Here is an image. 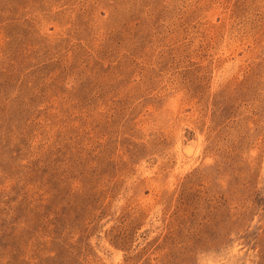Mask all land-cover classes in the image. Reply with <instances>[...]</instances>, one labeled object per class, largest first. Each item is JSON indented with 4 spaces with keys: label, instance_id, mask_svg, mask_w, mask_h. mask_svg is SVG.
Listing matches in <instances>:
<instances>
[{
    "label": "rangeland",
    "instance_id": "1",
    "mask_svg": "<svg viewBox=\"0 0 264 264\" xmlns=\"http://www.w3.org/2000/svg\"><path fill=\"white\" fill-rule=\"evenodd\" d=\"M0 264H264V0H0Z\"/></svg>",
    "mask_w": 264,
    "mask_h": 264
},
{
    "label": "bare ground",
    "instance_id": "2",
    "mask_svg": "<svg viewBox=\"0 0 264 264\" xmlns=\"http://www.w3.org/2000/svg\"><path fill=\"white\" fill-rule=\"evenodd\" d=\"M182 146H183V145H181L180 147H182ZM183 150H184V149H182V151H183ZM182 153H183V152H182ZM183 155H184V154H183ZM183 155H182V156H183Z\"/></svg>",
    "mask_w": 264,
    "mask_h": 264
}]
</instances>
